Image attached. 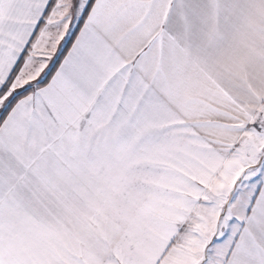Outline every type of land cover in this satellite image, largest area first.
Here are the masks:
<instances>
[{
  "label": "snow or ice",
  "instance_id": "6c2138e0",
  "mask_svg": "<svg viewBox=\"0 0 264 264\" xmlns=\"http://www.w3.org/2000/svg\"><path fill=\"white\" fill-rule=\"evenodd\" d=\"M0 264H264V0H0Z\"/></svg>",
  "mask_w": 264,
  "mask_h": 264
}]
</instances>
